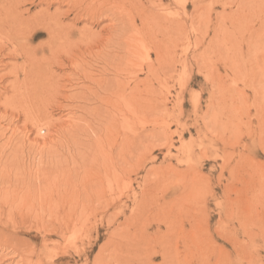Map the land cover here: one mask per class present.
Wrapping results in <instances>:
<instances>
[{
  "label": "rangeland",
  "instance_id": "1",
  "mask_svg": "<svg viewBox=\"0 0 264 264\" xmlns=\"http://www.w3.org/2000/svg\"><path fill=\"white\" fill-rule=\"evenodd\" d=\"M14 2L32 22L70 11L69 25L76 23L74 7L81 16L108 10L101 20L79 17L73 41L79 31L91 33L100 55L91 64L102 71L99 58L121 52L111 54L109 66H128L131 73L119 83L111 77L109 94L76 76L70 85L61 82L69 86L64 93L39 98L46 95L43 82L22 85L21 77L15 84L21 59L0 53V264H264L258 0ZM121 19L128 23L123 31ZM21 31L12 35L23 37ZM37 35L33 46L47 40L46 32ZM53 73L66 74L58 67ZM86 88L104 100L78 98ZM69 170L79 182L74 198L60 190Z\"/></svg>",
  "mask_w": 264,
  "mask_h": 264
},
{
  "label": "bare ground",
  "instance_id": "2",
  "mask_svg": "<svg viewBox=\"0 0 264 264\" xmlns=\"http://www.w3.org/2000/svg\"><path fill=\"white\" fill-rule=\"evenodd\" d=\"M32 1H35V0H32ZM42 3L44 2H47L49 0H40ZM137 1V0H136ZM6 2V0H5ZM4 1H2L0 4V33L3 34V36L1 35L0 36V53L4 52V51H8L10 54V56H13L15 57L18 62L19 60L22 62H20L19 65L17 66H14L13 68V76L15 78V80L17 81V83L15 82V84H18L19 80L21 77H23L22 79V85H31L30 84V80L31 79H35L34 81H37L38 84H42V87H44V92L46 93V95H39V98H45L46 96L49 95V92H50V95L55 98L56 96L60 95L61 92H63L64 90H68V85H65V86H61V82H66L70 85V83H72L75 79L76 76L79 77L80 80L82 81H89L90 83L94 84L96 86H99V88H102L104 89L107 94L108 91H112L113 89H110V86L113 85V81L111 80V77L112 79L119 83V78L124 75H127L129 73H131L130 69L128 66H125V67H118L116 69L112 68L111 66H109L112 62V58H111V54H114V58H117L119 57L120 53L121 52H110L108 51L105 55L101 56L98 60L99 63L101 64H104V68L102 71H98L97 68L95 66H93L91 64V62L93 61H96V59H98V56H100L99 54H95L93 52V50L95 49L96 45H97V38L95 36H93L91 33H88V32H85V31H79V38L77 41H73V37L75 36L76 32H78L76 30V24L80 23L79 21V17H85L86 19H92V20H101L103 19L104 16H106L108 10H104V9H101V10H98L96 12H91L90 10L85 14V15H82L80 14V10H78V8L74 7L77 11V15L75 16L76 18V23L75 24H66L65 23V20H68L69 17H70V11L69 12H56L55 14L53 15H50V14H46L40 18V19H37L35 20V22H32L31 19H25V12H20V3L18 2H14V0H12L11 2L13 3H7V4H4L5 3ZM139 2V1H138ZM141 2V1H140ZM149 3V2H148ZM263 3H264V0H258L257 2V27L258 29L255 30V37L258 38V45H256L257 49L258 50H263L264 52V47L263 46V42H264V8H263ZM133 4V3H132ZM141 4V3H140ZM230 4V3H229ZM134 5H136L134 3ZM138 5V3H137ZM161 6L163 4H160ZM140 6V5H138ZM183 6V5H182ZM238 6V5H237ZM144 6H142L143 8ZM141 8V7H140ZM163 8V7H162ZM187 9V8H186ZM141 11V10H140ZM144 12V10H143ZM146 12V11H145ZM144 12V13H145ZM185 12V11H184ZM106 13V14H105ZM187 13V12H186ZM122 14V13H121ZM142 14V13H141ZM187 15V14H185ZM184 15V17H185ZM189 15V14H188ZM142 16V15H140ZM146 16V15H145ZM139 17V16H138ZM155 17V16H154ZM78 18V19H77ZM150 18V17H148ZM190 18V17H189ZM190 20V19H189ZM231 20V19H230ZM254 20V19H253ZM245 21V20H244ZM154 22V21H153ZM167 23V22H166ZM170 23V22H169ZM168 23V24H169ZM181 23V22H180ZM119 24H120V28L119 30L120 31H123L126 29L125 26H127L128 23L124 22L122 19L119 20ZM158 24V23H157ZM163 26H164V23H161ZM171 24V23H170ZM169 24V25H170ZM131 25V23H130ZM128 25V27L130 26ZM160 25V24H159ZM178 25V24H177ZM181 25V24H180ZM186 25V23H185ZM137 26V25H136ZM155 26V24H154ZM132 29H133V23H132ZM129 27V28H131ZM136 28V27H135ZM156 28V27H155ZM159 28V27H158ZM131 29V30H132ZM137 29V28H136ZM157 29V28H156ZM161 29V27H160ZM158 29V30H160ZM163 30L165 29V27L162 28ZM170 29V27H169ZM169 29H166L169 31ZM20 30V33H22L21 30H25V34L23 35V37H18L16 38L14 35H12V33H14L15 31H18ZM44 31L46 32L47 34V40L44 41V42H41L39 43L38 45L36 46H33L32 45V42L34 39H36L35 37H38L37 35V32L38 31ZM135 30V29H134ZM167 31V32H168ZM133 32V30H132ZM159 32V31H158ZM17 33V32H16ZM19 33V35H20ZM153 33V32H152ZM121 34V33H120ZM148 34V33H147ZM146 34V35H147ZM167 34V33H166ZM140 35V34H139ZM158 35V34H157ZM165 35V34H164ZM163 35V36H164ZM168 35V34H167ZM127 36H129L127 34ZM134 36V35H133ZM137 36V35H136ZM135 36V38H136ZM162 36V37H163ZM122 37V36H121ZM120 37V38H121ZM131 37V36H130ZM142 37V36H140ZM149 37V35H148ZM147 37V38H148ZM165 37V36H164ZM123 38V37H122ZM169 38V36H168ZM133 39V38H131ZM149 39V38H148ZM113 39L110 38L108 39V41H106V44L105 45H110L111 41ZM118 39H116L115 41H117ZM135 40V39H134ZM151 40V39H149ZM169 40V39H168ZM120 41V40H119ZM104 42V41H103ZM121 42V41H120ZM130 42V41H129ZM132 42V40H131ZM152 42V41H151ZM124 43V42H123ZM120 44V43H119ZM124 45V44H123ZM122 45V46H123ZM127 48H124L126 49V51L130 54V55H133L134 53H132V45L131 44H127ZM103 46V45H102ZM124 47H126L124 45ZM159 48V47H158ZM117 49V48H116ZM160 49V48H159ZM166 49V48H165ZM168 49V48H167ZM125 53V52H124ZM259 53V52H258ZM261 53V51H260ZM157 54V53H156ZM166 56V55H165ZM110 57V58H109ZM162 57V56H161ZM168 57V55H167ZM170 57V56H169ZM168 57V58H169ZM261 57V56H260ZM159 58V57H158ZM174 58V57H173ZM151 59V58H150ZM165 59V57H164ZM257 59V58H256ZM172 60V58L170 59L169 58V61ZM260 60V59H259ZM167 61V60H166ZM155 62V61H154ZM264 63V60L263 61H259L258 62V71L256 73V79L259 83V85H263L264 84V66H262V64ZM121 63V62H120ZM170 64V63H169ZM113 65V64H112ZM158 65V64H157ZM116 66V64L114 65ZM120 66V65H119ZM122 66V65H121ZM154 66V65H153ZM166 66V65H165ZM42 67H44L45 69V72H42ZM60 68L61 71H64L66 72L65 74V78L64 77H56L55 76V73H53V69L54 68ZM132 67V65H131ZM130 67V68H131ZM137 67V66H136ZM161 67V66H160ZM169 67V66H168ZM163 68V66H162ZM102 69V68H101ZM138 69V68H137ZM162 71V70H161ZM144 72V71H143ZM148 72V71H147ZM36 73V74H35ZM146 73V72H145ZM162 73V72H161ZM32 74H35V75H32ZM144 74V73H143ZM149 74V73H147ZM157 74V73H156ZM163 74V73H162ZM165 75V74H164ZM153 76V75H152ZM151 77V76H150ZM158 78V77H157ZM169 78L171 79L172 78V75H169ZM168 79V78H167ZM37 82H35V86L38 85ZM47 82V84L45 83ZM158 82V81H157ZM115 83V84H117ZM144 83V82H143ZM159 83V82H158ZM20 84H21V80H20ZM32 84H33V80H32ZM88 84V83H87ZM141 84V82H140ZM19 85V84H18ZM72 85V84H71ZM120 85V84H119ZM142 85V84H141ZM140 85V86H141ZM17 86V85H16ZM117 86V87H116ZM115 87L118 88V89H121L120 86L116 85ZM143 86V85H142ZM33 87V85H32ZM134 87V86H133ZM136 87V86H135ZM144 87V86H143ZM21 85H20V87ZM25 88V87H24ZM38 88V87H37ZM145 88V87H144ZM16 89V88H15ZM18 89V87H17ZM39 89V88H38ZM98 89V88H97ZM127 89V88H125ZM135 89V88H134ZM24 91V89H22ZM27 90V89H25ZM32 89H29V92L28 95L33 96L35 97L32 101H39L38 100V96L36 95V91L32 92L31 91ZM93 90V89H92ZM91 89H87L86 88V92L84 91V93H80V94H77V97L80 98L81 96L83 97H94L96 99H103L101 97L100 94L102 93H94ZM146 90V89H145ZM21 92V90H18ZM17 91V92H18ZM39 91V90H38ZM101 91V90H100ZM105 91H103V94H105ZM118 91V90H117ZM134 91V90H133ZM260 91V90H259ZM13 92V91H12ZM16 92V94H18ZM83 92V91H82ZM126 93L125 90H123V93ZM131 92V91H130ZM136 92V91H135ZM14 93V92H13ZM23 93V92H21ZM26 92H24L23 95H25ZM43 93V92H42ZM64 93V92H63ZM128 93V91H127ZM143 93V92H142ZM141 93V94H142ZM48 94V95H47ZM119 94H120V91H119ZM49 95V96H50ZM128 95V94H126ZM19 96V95H18ZM47 97V98H51V97ZM106 96V95H105ZM103 95V97H105ZM110 96V95H109ZM119 96V95H118ZM141 96V95H140ZM21 98V96H19ZM114 97V96H113ZM24 98V97H23ZM28 98V97H27ZM133 98V97H132ZM263 98V97H262ZM22 99V98H21ZM70 99V98H68ZM135 99V98H133ZM24 100V99H23ZM22 100V101H23ZM29 100V98H28ZM98 100V101H99ZM104 100V99H103ZM107 99L105 98V101ZM113 101V99H110ZM118 100V99H117ZM21 101V100H20ZM52 101H54V99H52ZM94 101V100H92ZM97 101V102H98ZM105 101L103 102V104L105 103ZM110 101V102H112ZM134 102V100H132ZM141 101V99H140ZM90 102V101H89ZM88 102V104H89ZM95 102V101H94ZM108 103L109 100L107 101ZM106 102V103H107ZM215 104V103H214ZM42 105V104H41ZM41 105L39 106L38 105V110H39V113L38 115L40 117H45L46 115V108L45 107H42L41 108ZM37 106V105H36ZM45 108V109H44ZM149 108V107H148ZM147 110V109H146ZM212 116V115H211ZM102 120V119H101ZM38 124H36L37 126ZM107 126V125H106ZM81 128V127H80ZM107 129V128H106ZM88 130V129H87ZM165 138V136H164ZM106 139V138H105ZM92 140V139H91ZM168 140V139H167ZM89 141V140H88ZM78 144V143H77ZM231 145V144H230ZM150 146V145H149ZM98 147V146H97ZM151 147V146H150ZM165 147V146H164ZM169 148V147H168ZM152 149V148H151ZM166 149V147H165ZM95 153V152H94ZM141 153V152H140ZM103 154V153H102ZM94 156V155H93ZM143 156V155H141ZM137 158V157H136ZM134 158V159H136ZM130 159V158H129ZM139 160V159H138ZM104 161V160H103ZM122 163V162H121ZM225 164V163H224ZM64 165V164H63ZM88 165V164H87ZM113 166V165H112ZM121 166V165H120ZM83 167V166H82ZM171 168V166H169ZM79 168V167H78ZM77 168V169H78ZM103 168V166H102ZM84 169V168H83ZM175 170V169H174ZM78 171V170H77ZM76 171V172H77ZM80 171V170H79ZM131 171V170H130ZM155 171V170H154ZM161 171V170H160ZM173 171V170H172ZM188 171V169H187ZM193 170H191L192 172ZM197 171V170H195ZM194 171V172H195ZM70 170L68 172H66L67 174L65 175L64 179H63V183H61L62 187L65 189V190H62L60 188H57L60 189L62 191V193L66 196V198H74L73 196V193L72 191L74 192L76 190V187H79V186H76L79 184H74V183H77L75 181H78L77 178L74 179L72 178L73 175L72 173L70 172ZM191 172H188L191 174ZM64 173V172H63ZM75 173V172H74ZM196 173V172H195ZM177 174V173H175ZM189 174V175H190ZM198 174V173H197ZM63 174H61L62 176ZM76 175V174H75ZM78 175V174H77ZM187 175V174H186ZM72 176V177H71ZM115 176V175H114ZM119 176V175H118ZM78 177V176H77ZM191 177V176H190ZM70 178V179H68ZM92 178V177H91ZM174 178V176H173ZM188 178V176L186 177ZM185 178V179H186ZM190 179V178H189ZM198 179V178H197ZM75 180V181H74ZM82 180V179H81ZM86 180V179H85ZM196 180V178L194 179ZM222 180V179H221ZM62 180H60L61 182ZM88 181V180H87ZM84 182V181H83ZM86 182V181H85ZM188 182V181H187ZM199 182V181H198ZM244 182V181H243ZM57 183V181H56ZM197 183V182H196ZM84 184V183H82ZM81 184V185H82ZM185 185V184H183ZM242 185H244L242 183ZM60 186V185H59ZM87 186V184H86ZM92 186V185H91ZM120 186V185H119ZM52 187V186H51ZM61 187V186H60ZM81 187V186H80ZM175 187V186H174ZM182 187V186H181ZM186 187V186H185ZM82 188V187H81ZM92 188V187H91ZM173 188V187H172ZM78 189V188H77ZM171 189V187H170ZM174 190V189H173ZM193 190V189H192ZM191 190V191H192ZM101 191V190H100ZM85 192V191H84ZM93 191H90V194L92 193ZM83 193V191H82ZM191 193V192H190ZM61 192L58 193V195L60 196ZM194 194V193H193ZM215 195V194H214ZM64 196V197H65ZM62 198V196H60ZM98 197V196H97ZM215 197V196H214ZM76 198V197H75ZM63 199V198H62ZM72 200V199H71ZM97 200V199H96ZM163 200V199H162ZM60 201V200H59ZM203 201V200H202ZM62 202V201H61ZM70 202V201H69ZM166 202V201H165ZM71 204V203H69ZM166 204V203H165ZM165 204H162L165 205ZM241 204V203H240ZM72 205V204H71ZM173 205V204H172ZM52 206V205H51ZM55 206V205H54ZM68 206V205H67ZM158 206V205H157ZM174 206V205H173ZM73 207V205L71 206ZM167 206H165L166 208ZM171 207V206H170ZM175 207V206H174ZM183 207V206H182ZM238 207H239V204H238ZM235 208V207H234ZM240 208V207H239ZM71 209V208H70ZM74 209V207H73ZM170 209V208H169ZM172 210V208H171ZM188 210V209H187ZM73 211V210H72ZM164 211V210H163ZM175 211V210H174ZM180 211V210H179ZM182 211V210H181ZM202 211V210H201ZM246 211V210H245ZM57 213L59 211H56ZM161 212V211H160ZM183 212V211H182ZM181 212V214H182ZM187 212V211H186ZM190 212V211H189ZM192 212V211H191ZM249 212V215H251L250 213H252L251 211H248ZM247 212V213H248ZM165 213V212H164ZM163 213V215H164ZM180 213V212H179ZM185 213V212H184ZM246 213V216H248ZM176 213L172 214L175 215ZM187 214V213H186ZM158 215V213H157ZM166 215V214H165ZM169 213L166 215L168 216ZM185 216V214H183ZM189 215V213H188ZM194 215V214H193ZM197 215V214H195ZM181 216V215H179ZM240 216H243V215H240ZM256 216H259L258 214L255 215ZM165 217V216H164ZM182 217V216H181ZM188 217H191L190 215ZM187 217V218H188ZM244 217V216H243ZM249 217V216H248ZM247 217V218H248ZM251 217V216H250ZM58 218V217H57ZM161 218V217H160ZM175 218V217H173ZM186 218V217H184ZM261 218V217H260ZM263 218V216H262ZM261 218V219H262ZM171 219V217H170ZM176 219V218H175ZM255 219V218H254ZM264 219V218H263ZM140 220V219H139ZM173 220V219H171ZM252 220V219H251ZM256 220V219H255ZM59 221V220H58ZM167 221V220H166ZM183 221V220H181ZM194 220H190V222L192 223ZM257 221V220H256ZM262 223H260V219L257 221L259 222L260 224H263L264 225V220H261ZM196 222V221H194ZM193 222V224H194ZM252 222H254L252 220ZM60 223V222H59ZM164 223V222H163ZM166 223V222H165ZM258 223V224H259ZM259 224V225H260ZM170 225V224H169ZM160 226V225H159ZM165 226V225H164ZM132 227V226H131ZM161 227V226H160ZM159 227V228H160ZM177 227V226H176ZM174 226V228H176ZM186 227V226H185ZM263 227V226H262ZM173 228V230H174ZM145 230V229H144ZM159 231V229H158ZM157 231V232H158ZM160 235V233H158ZM171 235V233H169ZM169 235V236H170ZM146 237V236H145ZM158 239V238H156ZM173 239V238H172ZM141 240V239H140ZM148 240V239H147ZM169 240V239H168ZM143 241V240H142ZM141 241V242H142ZM156 241V240H155ZM162 241H163V238H162ZM171 241V240H170ZM173 241V240H172ZM163 243L165 244V242L163 241ZM168 243V242H166ZM183 243V242H182ZM181 243V244H182ZM141 244V243H140ZM163 244V245H164ZM162 245V244H161ZM180 245V244H179ZM141 246V245H140ZM166 246V245H165ZM162 247V246H161ZM164 247V246H163ZM169 247V246H168ZM167 247V248H168ZM121 250V249H120ZM170 250V248H169ZM117 251V250H116ZM127 251V250H126ZM186 251V250H185ZM121 252V251H120ZM162 252V251H161ZM169 252V251H168ZM172 252V251H171ZM170 252V253H171ZM116 253V252H114ZM124 253V252H123ZM128 253V252H127ZM137 253V252H136ZM170 253L168 254V256L170 255ZM129 254V253H128ZM172 254V253H171ZM185 254V253H184ZM113 255V254H112ZM118 254L116 253L115 256H117ZM114 256V255H113ZM119 257V256H118ZM113 258V257H112ZM116 258V257H115ZM114 258V259H115ZM125 258V257H124ZM175 258V257H174ZM120 259V258H119ZM123 259V257H122ZM165 260V259H164ZM116 261V260H115ZM121 261V260H119ZM125 261V260H124ZM176 261L175 259L173 260V262ZM118 262V261H117ZM164 262V261H163ZM196 262V261H195ZM194 262V263H195ZM199 262V261H198ZM207 262V261H206ZM133 263V261H132ZM122 264V263H121ZM131 264V263H130ZM173 264V263H172ZM175 264V263H174ZM197 264V263H196Z\"/></svg>",
  "mask_w": 264,
  "mask_h": 264
}]
</instances>
